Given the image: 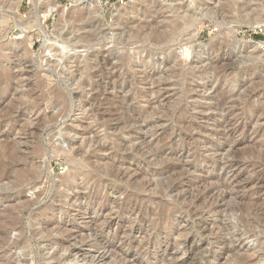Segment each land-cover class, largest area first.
<instances>
[{
	"label": "rangeland",
	"instance_id": "1",
	"mask_svg": "<svg viewBox=\"0 0 264 264\" xmlns=\"http://www.w3.org/2000/svg\"><path fill=\"white\" fill-rule=\"evenodd\" d=\"M11 1L0 142L23 175L0 182V264H264V225L238 220L264 213V52L241 45L264 43L241 23L264 0H56L42 37ZM103 165L118 175L91 178Z\"/></svg>",
	"mask_w": 264,
	"mask_h": 264
},
{
	"label": "bare ground",
	"instance_id": "2",
	"mask_svg": "<svg viewBox=\"0 0 264 264\" xmlns=\"http://www.w3.org/2000/svg\"><path fill=\"white\" fill-rule=\"evenodd\" d=\"M20 1L21 0H12L11 3H9L8 5V9L12 10L13 14L15 17H18L17 16V10H18V6L20 4ZM33 2V10L31 11V14H30V17L32 18L33 20V25L31 26H27V23H24L23 21H20L18 23V26L20 27L21 31L22 32H26L27 29L29 28H32V27H36L40 30V36H44V31H43V25L45 23V20L47 18V16H49L50 14H52L53 12L57 11L61 14H63V10L60 8V5L58 4V2L56 0H50L49 2H47V4L43 7V8H40L39 5H37L36 3V0H30ZM69 2H71L73 5H79V4H84L87 6L88 10H91L94 8L95 6V3H96V0H67ZM105 1V0H104ZM145 1H148V0H139V2H142L144 3ZM155 1V0H154ZM38 2V1H37ZM137 3V2H136ZM139 4V3H137ZM3 6V5H2ZM0 5V9L2 7ZM97 6V5H96ZM139 6V5H138ZM131 7V6H130ZM126 10H127V7H125ZM129 8V7H128ZM136 9V7H135ZM94 10V9H93ZM131 10V9H130ZM6 11V10H5ZM92 11V10H91ZM132 11V10H131ZM135 11V10H134ZM80 12V11H79ZM244 13V12H243ZM246 13V12H245ZM242 17V16H241ZM244 17V16H243ZM240 22H241V19H240ZM241 23H244L247 27H249L252 31H258V30H261L264 28V6H262V9L259 10L257 7L255 8H252L249 12H247L245 14V17L244 19L242 20ZM176 26H174V28L172 29H175ZM161 32V31H160ZM167 32V31H165ZM164 32V33H165ZM160 36V35H158ZM161 37V36H160ZM25 41L29 42L30 44V37H28L27 39H25ZM241 41V40H240ZM12 42V41H11ZM235 42V41H234ZM238 42V41H237ZM236 45V44H235ZM241 45H249L250 47H252L253 49H257L259 51H262L264 52V43L261 42V41H252V40H247V41H243ZM42 51H43V56L45 55L46 51H53L55 52L57 55L60 56V54L63 52V49L62 47H59L53 43H50V42H45L43 41L42 45ZM236 47V46H235ZM114 84V83H113ZM83 85V84H82ZM98 89V88H96ZM82 90V89H81ZM97 92V91H96ZM57 96H60V93H56ZM220 98V97H219ZM221 99V102H218L217 104L213 105V108L214 109H218L221 105H224V103L222 104L223 102V98H220ZM27 107V106H26ZM28 108V107H27ZM236 110V109H235ZM240 111V109H238ZM138 113V112H136ZM140 113V112H139ZM138 113V114H139ZM238 113V111H237ZM242 113H244V111H242ZM242 113H240L242 115ZM264 113V111H263ZM239 114V115H240ZM257 114V113H256ZM234 115V114H233ZM139 116V115H138ZM142 116V115H141ZM235 116V115H234ZM233 116V117H234ZM42 116H40L38 118V121L39 123L41 121H43V119L41 118ZM264 117V115H263ZM181 118V116H180ZM184 119V117H183ZM182 119V121H184ZM175 120L177 122H180L179 121V118H175ZM181 120V119H180ZM21 121V120H20ZM19 120L17 121H14V120H9V127H14L16 126L19 122ZM126 121V119H125ZM224 122H227L226 120H224ZM42 123V122H41ZM126 123V122H125ZM222 123V122H220ZM41 125V124H40ZM37 126V124L35 125ZM202 133V132H201ZM5 141L4 142H0V182L6 180V181H10L12 183V179L13 178H16L17 180H19V178H21V175L23 174H20V171L16 170L14 167L16 165V158L19 157V154L17 156V151H16V148L15 146H13V143L10 145V143L7 141V139L5 138L4 139ZM12 141V140H11ZM85 142V141H84ZM82 143V142H81ZM87 143V142H86ZM89 143V142H88ZM85 147L87 146L84 145ZM84 147V148H85ZM80 151V150H79ZM76 152V151H75ZM85 152V151H84ZM264 152V151H263ZM80 153V152H79ZM78 154V152H77ZM90 157V156H88ZM18 159V158H17ZM24 165L26 166L27 164L24 162ZM20 167V166H19ZM18 167V168H19ZM95 168V172H91L90 175H91V178L92 177H95L96 175H98V173H101L103 176H116L118 175L117 173L114 172V170L112 169H109L110 167L106 166V165H103L102 167L98 166V168L96 166H93ZM28 168V167H27ZM48 169V168H47ZM50 170V169H49ZM23 171H26V168L25 170L23 169ZM94 171V170H93ZM71 174L72 175H75V174H79L80 172H82V169L81 168H78L77 166H74L71 168ZM117 172V171H116ZM27 176V175H26ZM61 182H68V185L69 187H72L73 186V183L71 182V177H66V178H62L60 180ZM258 181V180H257ZM261 182V181H260ZM261 184V183H260ZM258 184V185H260ZM138 188L140 190V186H138V184H135V188ZM137 204V203H135ZM137 206L138 205H134V210L136 209L137 210ZM165 206V205H164ZM252 207V206H251ZM141 208V207H140ZM241 209V208H240ZM248 209V208H247ZM139 210V209H138ZM246 211V210H245ZM166 212V211H165ZM242 212V211H241ZM244 212V211H243ZM250 212L251 209H250ZM255 212V211H253ZM258 212V211H257ZM245 213V212H244ZM247 213V212H246ZM242 214V213H241ZM249 214V213H248ZM247 214V215H248ZM246 215V216H247ZM250 215V214H249ZM163 216V215H162ZM163 218V217H161ZM249 218V219H248ZM248 218H244V217H239V221L240 223L242 222L243 224V227H244V231H246L248 229V232H249V228L251 227H255V226H260L259 224H262L264 225V213L262 214H257V213H251V217L249 216ZM160 219V218H159ZM159 221L161 220H156L154 221V225H156ZM47 222H44V228H42L43 230H45L48 226V224H46ZM43 226V225H42ZM14 228H17L16 224L13 223L11 225H9V229H14ZM49 228V227H48ZM58 228H60L59 226L55 228V230H58ZM246 228V230H245ZM42 229H37L39 231H37V233H39ZM54 229V228H53ZM53 229L51 231H53ZM254 229V228H253ZM257 229V228H256ZM263 230L260 231L261 233L264 234V228H262ZM6 229L4 230H1L0 229V238L1 239H4L5 238V232ZM47 231V230H46ZM59 231V230H58ZM251 232V231H250ZM253 232V231H252ZM51 232L47 233L46 236L49 237V239H47L46 241H52L53 243L51 245H57V247H59L60 250H63V251H66V248H63L64 244L62 242V240H56V239H53L51 238ZM247 233V232H246ZM95 235V238L98 239V235L97 234H94ZM259 236H261L259 234ZM97 242V241H96ZM264 242V240H263ZM262 242V243H263ZM56 247V248H57ZM52 248V247H51ZM225 248L227 249V246H225ZM262 249V248H261ZM264 250V248L262 249ZM56 252V251H55ZM60 252V251H59ZM58 255V253H56ZM61 254V253H60ZM62 255V254H61ZM60 255V256H61ZM58 257V256H57ZM68 258V257H67ZM263 258V257H262ZM262 258H259V261L260 259ZM59 259V258H58ZM62 259V258H61ZM236 259H238V257H236ZM63 261H66V257L65 255L63 256ZM240 260V258H239ZM258 261V262H259ZM61 262V261H60ZM3 264H10V262L8 263H3ZM46 264V263H45ZM181 264V263H180Z\"/></svg>",
	"mask_w": 264,
	"mask_h": 264
},
{
	"label": "built area",
	"instance_id": "3",
	"mask_svg": "<svg viewBox=\"0 0 264 264\" xmlns=\"http://www.w3.org/2000/svg\"><path fill=\"white\" fill-rule=\"evenodd\" d=\"M258 31H261V30H258ZM255 32H257V31H255Z\"/></svg>",
	"mask_w": 264,
	"mask_h": 264
}]
</instances>
